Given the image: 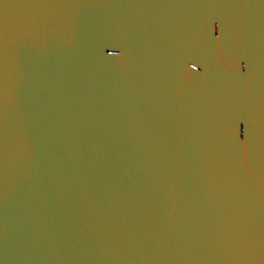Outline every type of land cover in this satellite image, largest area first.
<instances>
[{
  "label": "water",
  "instance_id": "95a60500",
  "mask_svg": "<svg viewBox=\"0 0 264 264\" xmlns=\"http://www.w3.org/2000/svg\"><path fill=\"white\" fill-rule=\"evenodd\" d=\"M0 264H264V0H0Z\"/></svg>",
  "mask_w": 264,
  "mask_h": 264
}]
</instances>
